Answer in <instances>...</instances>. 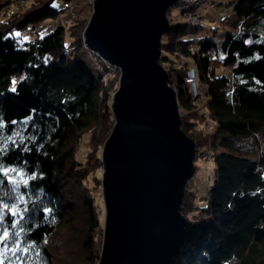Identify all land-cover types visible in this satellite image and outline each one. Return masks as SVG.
I'll return each mask as SVG.
<instances>
[{"label":"trees","instance_id":"16d2710c","mask_svg":"<svg viewBox=\"0 0 264 264\" xmlns=\"http://www.w3.org/2000/svg\"><path fill=\"white\" fill-rule=\"evenodd\" d=\"M54 1L34 0L0 20V235L19 232L21 245H31L23 260L12 257L17 264H98L104 205L100 213L92 185L100 181V152L115 123L117 82L84 59L88 15L68 27L54 22L36 40H17L14 30L29 23L36 29L57 15ZM230 1L245 21L219 47L208 37L195 44L179 38L198 28L187 22L170 23L161 39L159 61L186 112L181 129L198 147H210L213 162L202 202L185 189L183 243L169 264H264V0ZM177 56L186 65L177 66ZM190 66L201 86L197 107L185 80ZM204 120L213 128L205 129ZM79 142L85 156L76 150ZM13 206L22 220L10 214Z\"/></svg>","mask_w":264,"mask_h":264},{"label":"water","instance_id":"95a60500","mask_svg":"<svg viewBox=\"0 0 264 264\" xmlns=\"http://www.w3.org/2000/svg\"><path fill=\"white\" fill-rule=\"evenodd\" d=\"M179 0H94L85 46L120 67L115 123L102 153L105 219L98 264H169L187 218L196 143L181 129L176 90L160 63L167 10Z\"/></svg>","mask_w":264,"mask_h":264},{"label":"rangeland","instance_id":"374dc122","mask_svg":"<svg viewBox=\"0 0 264 264\" xmlns=\"http://www.w3.org/2000/svg\"><path fill=\"white\" fill-rule=\"evenodd\" d=\"M5 1L6 0H0V4H2L4 10L7 11V12H3L4 10L0 11V20L4 19L12 11H14L15 3L17 1H20V0H7V2H5ZM73 2L76 4V10L80 16L88 15V18H90L92 6L88 3L87 0H73ZM63 3H64V0H55L53 2V4H55L56 7H58V8H62ZM208 4H209V2L208 3L206 2V3L196 7V12L200 16H202L201 26L198 28H195V29H187L186 32H180L179 38L192 40L193 44H195L194 41H197L200 38L208 37V38L214 40L216 42V45L219 47V44H220L221 40L223 39V36L225 33L230 32V33L236 34L238 32V25L243 23L245 20L240 18L239 16H237L234 13V11L232 9V6H233L232 1H229V0L216 1L215 0V6L209 8V9H206V6H208ZM167 16H168L171 24L186 23L185 16H183L178 11L173 10L171 7L168 8ZM88 21H89V19H88ZM46 22L47 23L52 22V24L46 25L47 24ZM53 23H54V18L50 17V18H47V19L40 21L39 25H43L41 27H38L39 25L37 26L38 28H41L40 32H37L38 28L29 29V27L31 26V24L29 23L28 26H26L22 30L21 29L14 30L13 34H14V36H16V38L19 42L33 41V40H36L37 38H39L40 36H42L47 31V30H45L47 27L55 26V23L54 24ZM17 32L20 35H18V36L15 35V33H17ZM83 40H84V32H83ZM84 44H85V41H84ZM84 59L90 65L91 68H95V65H96L95 61L92 60V57H91V54L89 53V51L86 52ZM183 61H185V62H183ZM176 65L177 66L178 65H181V66L186 65V59L181 57V56H177L176 57ZM112 77H114V79L116 80L117 89H118L120 73H118L115 76L110 75V77L106 78V80L109 81ZM18 80H19V78H15L14 83H16ZM117 89H116V91H117ZM188 92H189V90H188ZM189 95H191V93H189ZM190 102L194 103V101L193 102L190 101ZM198 104H200L199 99L196 102V104H193V106L197 107ZM179 111H180V114L186 113L181 106L179 108ZM202 125L205 127V129L213 128L212 122L207 121V120H204L202 122ZM112 130H113V128H112ZM112 130H111V133H112ZM109 136H108V138H109ZM108 138L106 139V141L108 140ZM106 141H105V143H106ZM105 143H104V145H105ZM104 145H103L101 152H100L101 163H102V153H103ZM196 147H198V146L196 145ZM76 150L78 151V154H80V156H85L86 155L85 153H87V148L85 147L83 142L82 143L79 142L77 144ZM198 151L201 152L200 153L201 157H198L195 159L194 165L196 166V170H195V173L193 174V176L187 181L186 187H188L189 189H191L195 192V194H196L195 200L202 202L203 201L202 198L207 195L208 190H209L211 183H212L211 179L213 176V172H212L213 171V162H211V157H210L211 149L209 146L206 145L203 148L198 147ZM196 152H197V150H196ZM96 174H97L96 177L98 176L100 181H97L96 184L92 185V188H93V191L96 195L97 204L100 206L99 212L101 213L100 208L103 207V205H104L103 185H102L103 164H102V167L100 168V170H97ZM102 215H103L102 216V218H103L102 219V223H103L102 228L104 230L105 207H104V211H103ZM184 216L186 217V215H184ZM76 223H77V225H79V227L81 224L83 225V222L80 219H78L76 221ZM102 243H103V241H102ZM3 256L5 257V264H9V262L7 260V257L9 256V254L4 249H3ZM15 264H17V263L15 262Z\"/></svg>","mask_w":264,"mask_h":264},{"label":"built area","instance_id":"2783aa9c","mask_svg":"<svg viewBox=\"0 0 264 264\" xmlns=\"http://www.w3.org/2000/svg\"><path fill=\"white\" fill-rule=\"evenodd\" d=\"M33 1L34 0L17 1L14 5V10L22 11ZM87 1L91 6H93L94 0H87ZM216 1H219V0H216ZM206 2L207 3L209 2L208 6H206V9H209L215 6V0H179L173 5H171L170 7L175 11L183 13L188 26L194 28V27L201 26V22H202V16H200L196 12V7ZM62 9L65 11V13L69 15L68 20L69 19L71 20V17H74L77 13L76 4L73 2V0H64L63 7L57 12V15L55 16V18L62 15ZM91 57H92V60L95 61L96 71L98 72V74L104 76L105 78H109L110 75L115 76L118 73H120L119 67L112 65L111 63L103 59L98 53L91 51ZM195 75L197 77L196 69H194L193 67H189L185 75V80L189 82V85H190L189 91L191 95L189 96V98H190V101L192 102L194 101V103L190 102L192 105L196 104L198 99L199 100L201 99L200 97L201 87H200L199 82L196 83L194 81ZM196 150H198V147H196Z\"/></svg>","mask_w":264,"mask_h":264},{"label":"snow or ice","instance_id":"6c2138e0","mask_svg":"<svg viewBox=\"0 0 264 264\" xmlns=\"http://www.w3.org/2000/svg\"><path fill=\"white\" fill-rule=\"evenodd\" d=\"M52 6L55 7L56 5L53 4ZM15 35L18 36L20 34L17 32V33H15ZM0 128H2V124H0ZM3 170H4V167L2 164H0V171H3ZM11 171H16V170L11 169ZM10 183H11V181H10ZM22 211L27 212L28 209L24 208V209H22ZM10 214L13 217L20 216V219L21 220L23 219V216H21L20 213L18 211H16L15 206H13L10 209ZM2 221H3V215H2V212H0V223H2ZM17 226H18V221L13 220L11 227L13 229H15V228H17ZM19 235H20L19 232L9 233L7 229H4L3 234L0 235V264H5V257L3 256V249H5V248H15L16 249L15 252H12L11 255H9L7 257L9 264H15V261L12 259L13 256H16L17 258L22 259V260L24 259V255L26 254L28 249L31 248V245H28L27 247L22 246L21 242L19 240ZM13 236H15L16 239L13 243L9 244V241L12 240ZM37 255H39V253H37Z\"/></svg>","mask_w":264,"mask_h":264},{"label":"bare ground","instance_id":"6f19581e","mask_svg":"<svg viewBox=\"0 0 264 264\" xmlns=\"http://www.w3.org/2000/svg\"><path fill=\"white\" fill-rule=\"evenodd\" d=\"M7 2V0L5 1ZM93 8V6H92ZM93 10V9H92ZM77 12V10H76ZM92 13V11H91ZM80 15L78 14V12L76 13V15L74 17H71V20L69 18V15L67 13H65V11L62 9V15L61 16H58L57 18L53 17L54 18V22L57 24V25H63L64 27H68V25L73 22L75 19H77ZM184 16V15H183ZM47 23V22H46ZM47 24H50V23H47ZM52 27H47L45 30H49L51 29ZM87 48V47H86ZM89 53L91 54V51L88 49ZM118 67V66H117ZM190 67H193L195 69L194 66H190ZM119 70H120V67H119ZM120 74H121V70H120ZM196 83L199 82L198 78L196 77L195 75V80H194ZM170 85V83H169ZM172 86V85H171ZM173 87V86H172ZM201 87V86H200ZM174 88V87H173ZM175 89V88H174ZM178 100V99H177ZM179 105V108H180V104L178 103ZM182 112V111H181Z\"/></svg>","mask_w":264,"mask_h":264}]
</instances>
